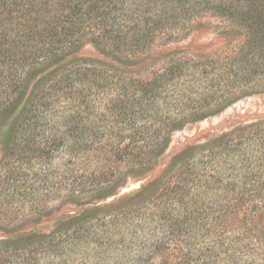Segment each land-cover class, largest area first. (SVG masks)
<instances>
[{
  "label": "trees",
  "instance_id": "trees-1",
  "mask_svg": "<svg viewBox=\"0 0 264 264\" xmlns=\"http://www.w3.org/2000/svg\"><path fill=\"white\" fill-rule=\"evenodd\" d=\"M203 24L218 41L184 45ZM254 95L264 0H0V221L43 215L0 239V263L105 262L90 245L138 235L151 251L119 264H264V116L167 152Z\"/></svg>",
  "mask_w": 264,
  "mask_h": 264
},
{
  "label": "rangeland",
  "instance_id": "rangeland-1",
  "mask_svg": "<svg viewBox=\"0 0 264 264\" xmlns=\"http://www.w3.org/2000/svg\"><path fill=\"white\" fill-rule=\"evenodd\" d=\"M218 40L216 39V36L213 34L212 27L209 24H203L200 27H198L193 34L189 37L187 41L184 42V45H190L196 49H204L205 47H210L212 44L214 45ZM91 52V48L86 47L83 50L84 54H89ZM258 116H264V95H254L251 97H248L233 106L227 108L224 112L221 114L210 117L200 123H197L192 126L186 127L184 130L179 131L171 137V143L170 147L168 149V154L171 155V152L181 143L185 138L191 137L193 135H197L200 132H207L210 130H220L222 128L229 127L230 125L234 124L235 122H239L246 119H251ZM167 154V155H168ZM145 180H130L128 181L127 185L119 190L118 194L123 195L127 193H131L135 190H137ZM89 197L83 198L84 201L88 200ZM108 200L107 202H109ZM60 202V201H59ZM56 202L53 205L56 207L61 208L63 211L68 210H75L69 204L66 203H59ZM79 211V210H76ZM28 213V212H27ZM43 215H31L26 214V216H23L21 218L18 217V222H15L14 224L8 225L4 220L0 221V239L3 238H9L13 236V233H10V230L13 229V227L16 226H23V228H29L36 219H40L39 217H42ZM1 218V216H0ZM3 218V217H2ZM259 226H258V239L262 246H264V219H261ZM47 221V220H46ZM149 220H146V223H148ZM3 222V223H1ZM8 222V221H7ZM43 222V221H41ZM45 222V221H44ZM37 229L41 230L39 232H42V234H47L51 229V224L49 223H41L40 225H37ZM29 231V230H27ZM145 232H148L145 230ZM114 239V238H113ZM115 239H118L115 237ZM141 238L137 235L135 237L134 248L131 246H126L125 254L128 257H131L132 255H147L148 251L151 247H153L151 244L144 243V248L140 247L143 245L140 243ZM151 245V246H150ZM99 248H105L106 251L101 253L103 256H105L106 260L105 262H99L97 260L88 259V257L83 258L81 257V254L76 257V259H71L67 264H119L118 259L119 255L123 256L124 253L120 254V248L119 246H116L114 243L108 244L109 248L107 247V244L98 245L93 243V245H90V248L92 250L89 252V255H93V249L94 247ZM124 247V245H123ZM140 249L144 250V252H141ZM99 254V253H98ZM171 252H169V257L171 258ZM121 258V257H120ZM160 258L154 257L153 264H158ZM171 259H174L173 257ZM177 259V257L175 258ZM122 262V259H121ZM1 264V263H0ZM5 264H21L18 259L11 258L7 261ZM29 264H50L46 259L42 260L41 258H36L34 261H31Z\"/></svg>",
  "mask_w": 264,
  "mask_h": 264
}]
</instances>
